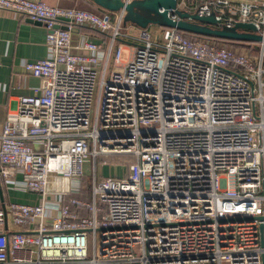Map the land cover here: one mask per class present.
Listing matches in <instances>:
<instances>
[{
    "label": "built area",
    "instance_id": "1",
    "mask_svg": "<svg viewBox=\"0 0 264 264\" xmlns=\"http://www.w3.org/2000/svg\"><path fill=\"white\" fill-rule=\"evenodd\" d=\"M177 1L264 36L256 1ZM0 9L47 31V57L25 66L39 85L14 112L0 105V189L12 179L35 196L3 194L0 264H264V44L253 58L172 28L124 27L125 10ZM81 27L107 37L75 39ZM99 154L133 156L128 177L99 178L94 162L84 181Z\"/></svg>",
    "mask_w": 264,
    "mask_h": 264
},
{
    "label": "crops",
    "instance_id": "2",
    "mask_svg": "<svg viewBox=\"0 0 264 264\" xmlns=\"http://www.w3.org/2000/svg\"><path fill=\"white\" fill-rule=\"evenodd\" d=\"M54 6L75 7L88 10H99L89 0H41ZM211 0H188L189 5H199ZM234 6L243 3L257 2L264 5V0H228ZM46 28L17 12L0 9V105L8 109V113L16 110L21 95L31 94L39 85L38 78L30 75L25 66L47 57ZM89 35L98 40L96 35L74 30V38ZM4 200L31 203L35 196L30 193L14 191L7 188L3 192ZM2 202L0 198V203ZM26 229L25 227H22ZM18 227V230H22Z\"/></svg>",
    "mask_w": 264,
    "mask_h": 264
},
{
    "label": "water",
    "instance_id": "3",
    "mask_svg": "<svg viewBox=\"0 0 264 264\" xmlns=\"http://www.w3.org/2000/svg\"><path fill=\"white\" fill-rule=\"evenodd\" d=\"M99 9L110 12L126 11L125 20L141 28L158 25L227 40L264 44V36L252 23L238 22L233 27L221 25L214 14L200 16L178 8L177 0H89ZM79 30L78 28L74 29ZM3 201L2 190L0 189ZM263 230V226H261Z\"/></svg>",
    "mask_w": 264,
    "mask_h": 264
},
{
    "label": "rangeland",
    "instance_id": "4",
    "mask_svg": "<svg viewBox=\"0 0 264 264\" xmlns=\"http://www.w3.org/2000/svg\"><path fill=\"white\" fill-rule=\"evenodd\" d=\"M130 22L124 20V27H126ZM225 26V25H224ZM149 28H151L153 31L157 32L158 34H161L162 36V28L161 26L158 25H150ZM156 34H153V38L155 39ZM240 54H244L247 52L246 49H238ZM259 54L261 55L262 50L261 47L258 48ZM124 59L127 57V51H124L123 54ZM255 58L256 56H252ZM113 64H111L109 67L111 68ZM119 71H123V68H117ZM100 70H99V75L97 77V83L95 87V94L93 98V107H92V114L94 115L96 112L97 108V103H98V94H99V81H100ZM97 160H93V157H87L85 160L84 164V171L86 174V182H90L91 176L94 175V162L97 168V176L99 178H112V179H119V178H126L128 177L129 174V167L131 163L133 162L134 158L131 155H106V154H99L97 155ZM18 179H21V175H18ZM8 187H15L17 184L15 183V180L9 179L6 183ZM11 229H14L15 226L13 225L11 221L10 225ZM134 251L140 255L141 254V247L140 245H136L134 248Z\"/></svg>",
    "mask_w": 264,
    "mask_h": 264
},
{
    "label": "trees",
    "instance_id": "5",
    "mask_svg": "<svg viewBox=\"0 0 264 264\" xmlns=\"http://www.w3.org/2000/svg\"><path fill=\"white\" fill-rule=\"evenodd\" d=\"M95 12L102 14L104 12V10L102 9H97L95 10ZM81 31H83L84 33H91L97 36V38H106L107 35L100 33L99 31L95 30V29H91L88 27H81ZM183 36H185L186 38L190 39V40H197V41H204V42H208L217 46H222L225 47L233 52L239 53L240 51L238 49H246L248 54H250V56H256L258 57L259 55V50L258 48L260 47V44L258 43H254V42H248V41H240V40H227V39H219V38H215V37H210V36H205V35H201V34H196V33H192V32H187V31H182V30H178ZM84 181L87 180L86 177H84ZM88 191V190H87ZM84 191L83 193H81L79 196L85 198V194H87L88 192ZM86 192V193H85ZM1 198V196H0Z\"/></svg>",
    "mask_w": 264,
    "mask_h": 264
}]
</instances>
